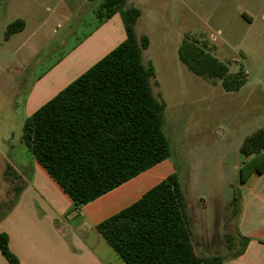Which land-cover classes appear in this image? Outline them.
Segmentation results:
<instances>
[{
  "label": "rangeland",
  "instance_id": "rangeland-1",
  "mask_svg": "<svg viewBox=\"0 0 264 264\" xmlns=\"http://www.w3.org/2000/svg\"><path fill=\"white\" fill-rule=\"evenodd\" d=\"M102 1L0 0L2 217L21 192L13 188L25 186L35 161L22 141L24 120L53 91L55 77L61 86L71 75H64L70 64L72 68L76 64L73 73L87 69L121 35V29L111 28L103 49L82 56L85 43L89 40L88 47L93 48L94 39L102 34L91 36L106 21L96 14ZM126 6L140 10L135 33L149 38L141 60L152 64V89L165 103L163 132L170 155L146 175L152 174L154 183L176 173L197 255L236 257L244 240L237 232L242 195L235 196L245 190L251 176L239 182V167L249 158L240 147L249 134L264 128V0H134ZM17 19L24 21V29L7 39L6 26ZM184 37L204 45L229 72L243 75V85L226 91L219 80L191 72L177 55ZM81 44L85 47L74 59L32 90L36 79ZM70 220L79 243L95 245L94 230L81 224L80 216ZM70 233L62 231L63 238Z\"/></svg>",
  "mask_w": 264,
  "mask_h": 264
},
{
  "label": "trees",
  "instance_id": "trees-1",
  "mask_svg": "<svg viewBox=\"0 0 264 264\" xmlns=\"http://www.w3.org/2000/svg\"><path fill=\"white\" fill-rule=\"evenodd\" d=\"M127 1L103 0L96 13L108 18L118 12L124 40L38 107L22 125V141L69 196L73 209L170 155L163 132L165 103L153 92L152 64L141 60L149 38L144 34L137 37L134 25L140 10L127 7ZM23 27V20H14L4 35L7 38ZM177 55L191 72L219 80L226 91L238 90L244 83L243 75L229 72L224 62L195 40L184 37ZM240 151L249 157L239 167V182L243 183L249 175L264 172V128L249 134ZM241 193L235 197L240 199ZM95 228L125 264L223 263L219 255L201 257L195 252L176 173L168 174ZM243 240L237 255L244 250L247 238ZM0 252L10 264H18L4 232L0 233Z\"/></svg>",
  "mask_w": 264,
  "mask_h": 264
},
{
  "label": "crops",
  "instance_id": "crops-1",
  "mask_svg": "<svg viewBox=\"0 0 264 264\" xmlns=\"http://www.w3.org/2000/svg\"><path fill=\"white\" fill-rule=\"evenodd\" d=\"M133 1L128 0L126 4L133 3ZM116 27L121 29L120 37L111 48L104 49L95 58L94 61H98L125 38L123 23L118 12L106 18L105 23L96 29L97 33L91 35L94 38L102 32L100 37L94 39L93 48L88 47L91 44L87 43L89 40L85 43L87 47L84 46L85 44H81L74 48L53 69L36 79L32 90L53 71L69 62L66 60L74 59L81 48H86L85 53L82 54L85 58H88L94 50L103 49V45L108 42L110 37L108 31L111 28L116 29ZM23 29L15 33H19ZM94 61L93 63H95ZM75 67V63L73 68L71 64L68 66L67 73L64 75H71L66 77L67 80L61 86L59 77L53 79L55 88L40 104L45 103L86 70V68H81L78 72L73 73ZM30 98L31 94L26 100V109L31 102ZM36 107L37 105L33 110ZM32 164V171L28 175L25 186L13 188L15 191L21 189L19 190L21 192L12 200L13 202L4 212V216H0L2 217L0 233L7 234L9 249L18 258V264H125L99 234L95 225L137 200L146 190L155 185L157 182H152L153 175H146L148 174L147 170L99 198L78 209H73V203L69 196L62 191L46 170L36 160ZM241 202L237 232L241 238H247V242L241 254L223 259L222 264H264V243L260 241L264 240V172L261 175L251 174L249 176L245 182ZM78 216L81 217V224H87L94 230L95 245L79 243V237L70 230V219ZM76 226H79V223ZM62 231L71 233L66 234L65 239L63 238L65 234H62ZM110 250L113 253H110ZM0 264H10L1 252Z\"/></svg>",
  "mask_w": 264,
  "mask_h": 264
}]
</instances>
